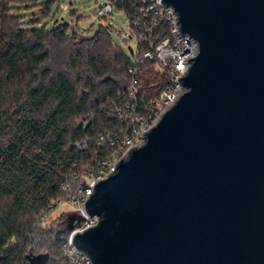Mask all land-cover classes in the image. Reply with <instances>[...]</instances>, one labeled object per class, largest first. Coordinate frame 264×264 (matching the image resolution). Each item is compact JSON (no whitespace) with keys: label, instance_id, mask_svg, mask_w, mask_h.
Segmentation results:
<instances>
[{"label":"water","instance_id":"water-1","mask_svg":"<svg viewBox=\"0 0 264 264\" xmlns=\"http://www.w3.org/2000/svg\"><path fill=\"white\" fill-rule=\"evenodd\" d=\"M164 1L198 45L184 90L94 184L97 224L72 241L94 264H264V0Z\"/></svg>","mask_w":264,"mask_h":264},{"label":"trees","instance_id":"trees-1","mask_svg":"<svg viewBox=\"0 0 264 264\" xmlns=\"http://www.w3.org/2000/svg\"><path fill=\"white\" fill-rule=\"evenodd\" d=\"M108 1L128 20L123 45L109 25L85 33L77 11L52 27L26 25L23 5H42L44 17L55 0H0V264L61 258L56 229L38 216L67 199L98 158L118 157L133 117L169 88L171 72L142 59L168 34L166 20L150 27L145 0Z\"/></svg>","mask_w":264,"mask_h":264},{"label":"built area","instance_id":"built-area-1","mask_svg":"<svg viewBox=\"0 0 264 264\" xmlns=\"http://www.w3.org/2000/svg\"><path fill=\"white\" fill-rule=\"evenodd\" d=\"M98 8L100 15H106L113 12L112 3L108 0H102ZM141 12H152L153 17L150 20V27L158 23L160 19L166 20L168 24V34L160 41L154 44V52L145 51L142 59L153 58L155 68L159 71L168 69L171 72V81L169 88L161 94L159 98H154L149 103L146 116L135 115L133 117L134 126L130 134L120 139L117 151L120 152L114 160L107 158H98L96 165L83 175V182L78 185L67 199L55 200L49 207L43 211L37 218V225L47 223L57 208L67 206L65 212L70 215H82V219L70 231L67 239L60 242L61 258L53 259L51 264H94L89 255L78 249L72 241L76 232H82L89 226L97 224V215H88L85 211V201L93 191L94 184L114 171L119 159L125 157L131 148L139 145L145 136L146 131L158 120L160 114L169 107L184 90L181 82L182 76L188 69L192 57L195 56L198 45L197 41L190 35L183 33L180 29L178 15L171 4L164 0H145ZM192 58V59H191ZM135 73V70H133ZM163 105V110H160ZM141 142L136 144V138ZM114 151H116L114 149ZM125 154V155H124ZM53 236V234H52Z\"/></svg>","mask_w":264,"mask_h":264},{"label":"rangeland","instance_id":"rangeland-1","mask_svg":"<svg viewBox=\"0 0 264 264\" xmlns=\"http://www.w3.org/2000/svg\"><path fill=\"white\" fill-rule=\"evenodd\" d=\"M102 3V0H55L52 6V13L44 17L41 13L42 5L40 4H25L23 6L26 7L21 12L26 15L25 19L27 26H40L44 24L47 27H52L55 24L69 22L71 12L77 11V13L81 15V18L75 22H77L85 33L91 35L99 25H109L112 28L111 35L113 39L119 45H123V41L125 39L127 40L126 35L129 33L128 20L116 7L112 13H107L102 17L98 12V8ZM30 19L35 20L30 22ZM129 41L133 46H136L134 38H129ZM163 108L164 106L160 105L159 109L163 110ZM135 142L139 144L141 139L137 137ZM66 209L67 206L57 208L52 214V218L47 222L54 230L62 228L67 224L71 215L65 213L67 212Z\"/></svg>","mask_w":264,"mask_h":264}]
</instances>
